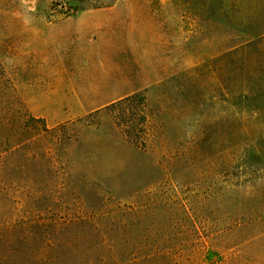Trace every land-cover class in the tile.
Returning <instances> with one entry per match:
<instances>
[{"label":"rangeland","instance_id":"1","mask_svg":"<svg viewBox=\"0 0 264 264\" xmlns=\"http://www.w3.org/2000/svg\"><path fill=\"white\" fill-rule=\"evenodd\" d=\"M136 94L130 128L108 107ZM19 107L70 130L0 144V264H37L15 231L108 216L178 264H264V0H0V117Z\"/></svg>","mask_w":264,"mask_h":264},{"label":"trees","instance_id":"2","mask_svg":"<svg viewBox=\"0 0 264 264\" xmlns=\"http://www.w3.org/2000/svg\"><path fill=\"white\" fill-rule=\"evenodd\" d=\"M139 95H132L124 101L112 104L108 109L114 112V118H126V126L133 127V115L131 105H126L138 98ZM22 107L17 109V119L13 122L5 113L0 117V144L7 149L20 151L30 146L39 139H44V133L51 131L56 136L58 144L64 143L62 135L70 130L68 124H62L53 129H47L42 119L30 117L36 123L35 133H28L29 125L22 119L20 112ZM21 114V115H20ZM145 117V116H143ZM28 121V120H27ZM131 124V125H130ZM41 135V137H40ZM40 137V138H39ZM8 145H10L8 147ZM253 190L258 191L253 186ZM108 231L103 229L101 220L94 217L71 218L66 221H56V230L52 232L51 239L46 236L14 232L12 238H8L9 246L22 245L27 241L42 242L41 253L36 260L37 264H154L165 261V264H178L176 253L158 248H148L136 245L135 239L130 234H120L117 229V221L114 216H108ZM102 227V228H101ZM105 228V227H104ZM107 228V227H106ZM84 229L83 231H78ZM6 242L3 235H0V242ZM140 242V241H138ZM7 243V242H6ZM52 255V256H51ZM30 264H35L34 262Z\"/></svg>","mask_w":264,"mask_h":264}]
</instances>
